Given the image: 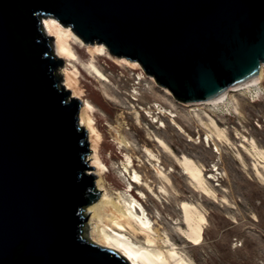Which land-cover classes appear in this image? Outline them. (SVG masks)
Returning <instances> with one entry per match:
<instances>
[{"label":"water","instance_id":"obj_1","mask_svg":"<svg viewBox=\"0 0 264 264\" xmlns=\"http://www.w3.org/2000/svg\"><path fill=\"white\" fill-rule=\"evenodd\" d=\"M49 17L198 102L260 74L264 0H0V264H131L89 233L102 191Z\"/></svg>","mask_w":264,"mask_h":264},{"label":"rangeland","instance_id":"obj_2","mask_svg":"<svg viewBox=\"0 0 264 264\" xmlns=\"http://www.w3.org/2000/svg\"><path fill=\"white\" fill-rule=\"evenodd\" d=\"M51 43L56 51L55 40ZM79 53L89 59L85 47H79ZM116 58L122 57H99L98 64L107 76L103 81L78 65L83 98L95 105L96 123L103 135L100 152L109 166V192L116 196L121 191L139 200L161 236L170 237L195 264H264V157L254 149L256 145L264 150V71L259 85L232 87L219 103L183 102L141 65L132 67ZM64 69L65 61L57 70L59 85L77 97ZM211 118L224 136L218 135ZM159 138L175 154L162 147ZM89 142L91 164L90 137ZM184 154L203 168L215 194L193 185L175 157ZM136 171L143 184L134 180ZM131 181L136 184L132 186ZM184 200L198 205L208 217L200 244L189 241L179 227ZM88 223L91 226L90 213Z\"/></svg>","mask_w":264,"mask_h":264},{"label":"bare ground","instance_id":"obj_3","mask_svg":"<svg viewBox=\"0 0 264 264\" xmlns=\"http://www.w3.org/2000/svg\"><path fill=\"white\" fill-rule=\"evenodd\" d=\"M45 26L55 40L57 56L62 57L65 61L64 73L66 74L67 84L73 89L74 96L81 98L83 102L80 114L81 121L89 132L93 149L91 164L94 167V173L97 175V186L102 191L101 197L89 205L87 209L91 214L90 236L92 240L116 249L126 256L131 264H195L194 261L183 255L170 237H165L166 239H164L161 236L160 229L152 224V220L146 214L144 206L139 200L134 198L132 194V199H130L121 191L116 196H113L106 186V172L109 171V166L102 158L100 152L103 135L96 123L95 105L88 99L83 98L84 89L80 86V67L78 65L84 67L96 79L103 81V78H107V76L98 64V59L106 54L111 57V53L105 44L98 42L85 43L71 27L64 26L56 18L49 17L45 19ZM79 47H85L89 54L88 60L82 59ZM117 60H120V58ZM120 61L132 67L140 66L139 62L126 57H122ZM263 71L264 66H262L258 76L237 85L233 90L241 88L251 89L253 86L259 85ZM166 91L171 93L168 89ZM228 93L229 91L227 90L207 102L219 103L225 99ZM210 121L217 129L218 135L224 136V131L220 129L217 122L214 119ZM117 139L120 143H123V140H119V137ZM158 140L162 147L175 154L172 147L164 139L159 138ZM254 149L257 154L264 157V150H261L256 145H254ZM175 157L196 188L208 194H215V191L208 184L203 168L194 158L186 154L183 156L175 155ZM126 167L128 168V166ZM158 172L162 178L164 177L170 181L166 173L161 170H158ZM133 176L135 177L134 180L139 184L144 183V179L138 171ZM135 181H131L132 186L136 184ZM162 189L165 192L167 191L164 186H162ZM182 211L183 223L179 225L180 229L189 241L194 244L202 243L208 222L207 215L198 205L187 200L182 202Z\"/></svg>","mask_w":264,"mask_h":264}]
</instances>
